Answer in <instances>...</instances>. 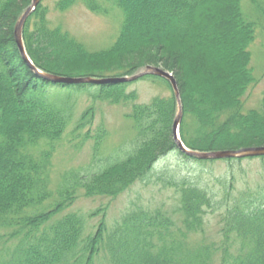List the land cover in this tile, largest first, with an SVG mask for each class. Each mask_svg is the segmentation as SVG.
I'll return each mask as SVG.
<instances>
[{
  "label": "trees",
  "instance_id": "16d2710c",
  "mask_svg": "<svg viewBox=\"0 0 264 264\" xmlns=\"http://www.w3.org/2000/svg\"><path fill=\"white\" fill-rule=\"evenodd\" d=\"M250 1L264 9V0ZM31 2L0 0V264H93L102 251L111 264H264V195L247 189L234 196V177L221 182L222 198L200 178L168 180L179 195L173 213L180 214L181 225L164 209L136 207L112 227L102 219L86 233L82 214L61 215L80 193L120 195L135 182L150 178L161 157L179 151L173 135L177 99L171 83L158 76L148 75L162 79L170 94L132 104L131 143L93 166L64 173L56 200L44 206L53 197L48 172L54 145L75 114L72 91L50 89L92 86L53 84L24 63L14 30ZM78 2L96 13H107L108 4L121 13L119 32L108 48L91 51L61 25L52 24L51 10L62 14ZM241 3L55 0L51 7L43 0L28 17L23 37L34 64L53 74L124 76L142 64L162 65L177 80L183 108L180 134L186 146L201 151L260 146L264 145V93L260 109L244 108L246 91L256 82L250 46L257 23L247 18ZM134 55L148 60L132 59ZM126 86L99 85L91 95L111 102L135 101L136 93H127ZM93 115L94 107L84 110L73 132L80 136L92 124ZM100 128L95 150L106 134ZM89 137L87 132L84 138ZM260 158L264 162V156ZM209 210H222L219 243H192L191 235L204 230Z\"/></svg>",
  "mask_w": 264,
  "mask_h": 264
},
{
  "label": "rangeland",
  "instance_id": "374dc122",
  "mask_svg": "<svg viewBox=\"0 0 264 264\" xmlns=\"http://www.w3.org/2000/svg\"><path fill=\"white\" fill-rule=\"evenodd\" d=\"M55 0H44V4L53 7ZM242 9L248 19L257 23V32L254 42L250 46V67L256 78L244 96V108L260 109L264 93V9L254 6L250 0H242ZM107 13H96L78 2L68 11L60 14L51 10L50 19L53 25H61L71 36L82 42L91 51L108 48L116 39L121 24V13L114 6L107 5ZM136 48V47H135ZM147 61V57L132 56ZM153 60V59H152ZM151 64V63H150ZM148 65H140L130 74L137 73ZM162 67V65H152ZM193 69L202 73L196 65ZM167 70V69H166ZM169 71V70H168ZM204 75V73H202ZM200 75V74H199ZM89 88V90H88ZM86 87H51L50 91L60 90L65 94L72 91L71 102H75L74 121L68 127L64 137L55 143L51 164L49 167V190L53 197L45 203L50 207L57 197V189L62 175L69 171H76L93 166L99 159L111 156L116 149L131 143L135 137L132 120L128 117L133 103H147L158 95L170 94L168 85L159 78L144 76L127 83L126 92L136 93V100L127 102H111L109 99H94L91 95L97 86ZM101 89V87H100ZM203 90V89H202ZM204 93V91H202ZM60 94V93H57ZM64 95V94H63ZM88 107H94L92 124L84 127L79 133H74L75 121ZM105 129L98 150L96 134L99 129ZM89 132V138H84ZM154 174H150L145 181H137L116 197L94 196L86 197L82 193L71 206L61 215L76 212L82 214L87 220L86 233L93 232L100 221L104 219L109 227L119 222L121 217L136 207L154 209L161 208L168 211L177 225H181L179 213H173L178 206V192L170 181L180 182L183 179L196 182L202 180L212 193L224 196L222 183L234 177L233 195L241 190L252 189L257 195H264V162L258 158H243V160H200L175 151L161 157L156 163ZM159 177L161 179H159ZM168 180H170L168 182ZM98 212V214H94ZM221 211L205 215V226L202 232L193 233L190 237L192 243H219L221 238L220 214ZM60 215V216H61ZM93 264H111L107 254L102 251L96 256Z\"/></svg>",
  "mask_w": 264,
  "mask_h": 264
},
{
  "label": "water",
  "instance_id": "95a60500",
  "mask_svg": "<svg viewBox=\"0 0 264 264\" xmlns=\"http://www.w3.org/2000/svg\"><path fill=\"white\" fill-rule=\"evenodd\" d=\"M41 0H32V3L20 16L15 30L14 36L17 47L19 49L20 56L24 63L38 76L45 80L54 83L63 84H108V83H119V82H131L137 80L148 74L157 75L170 81L174 90L175 97L177 99L178 110L173 121V135L177 147L185 154L201 159H224V158H242V157H255L264 156V145L260 146H248L239 149H219L211 151H201L189 148L185 145L180 137V124L183 117V108L180 98V91L178 88L177 80L174 75L166 69L148 65L145 69L135 73L131 76H115V77H94V76H66L58 75L50 72H46L37 67L32 59L30 58L25 43L23 40V28L28 16L35 10Z\"/></svg>",
  "mask_w": 264,
  "mask_h": 264
}]
</instances>
